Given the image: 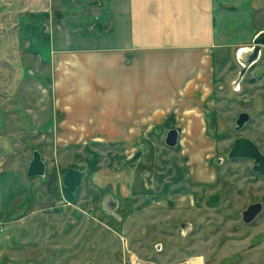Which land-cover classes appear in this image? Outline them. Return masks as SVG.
<instances>
[{"label":"rangeland","instance_id":"1","mask_svg":"<svg viewBox=\"0 0 264 264\" xmlns=\"http://www.w3.org/2000/svg\"><path fill=\"white\" fill-rule=\"evenodd\" d=\"M92 11L85 0H0V264H132L125 230L137 219L133 207L148 201L141 197L144 192L133 196L137 180H142L145 191L155 185L161 189L163 182L175 177L181 183L194 179L199 182L191 187L200 191L203 205H214L213 195L218 193L223 207L237 192L249 191L251 200H264V195L252 194L264 190V175L252 170L250 160L228 157L241 136L252 139L264 153V48L239 84L242 65L235 54L238 44L263 26L261 20L249 23L248 31L227 35L230 50L217 54L209 92L203 88V102L187 103L202 108L200 134L182 131L174 115L169 127L152 133H54L50 123L55 97L46 62L57 48L51 26L98 15ZM260 14L264 16V9ZM84 31L90 38L93 32ZM243 113L249 120L239 128ZM183 116L177 120L181 124L189 120ZM176 127L179 142L170 147L167 134ZM36 150L47 165L45 181L27 175ZM220 157L225 162L219 167L215 159ZM70 168L84 173L74 202L61 191ZM163 190H168L166 184ZM108 198L119 201L117 214L120 210L124 218L101 213ZM238 198L234 205L241 207L245 201L237 202ZM156 262L167 260L158 255Z\"/></svg>","mask_w":264,"mask_h":264},{"label":"crops","instance_id":"2","mask_svg":"<svg viewBox=\"0 0 264 264\" xmlns=\"http://www.w3.org/2000/svg\"><path fill=\"white\" fill-rule=\"evenodd\" d=\"M85 1L97 16L51 26L57 48L46 61L55 97L50 130L58 134L152 133L170 126L172 115L182 131L200 134L202 108L186 105L203 102V88L209 92L217 54L230 50L227 35L261 20L252 38L235 48L237 55L264 33V0ZM86 28L93 32L90 38ZM182 115L189 119L183 124L177 121ZM177 180L145 191L137 180L132 194L153 195L162 206L188 205L181 193L187 183Z\"/></svg>","mask_w":264,"mask_h":264},{"label":"flooded vegetation","instance_id":"3","mask_svg":"<svg viewBox=\"0 0 264 264\" xmlns=\"http://www.w3.org/2000/svg\"><path fill=\"white\" fill-rule=\"evenodd\" d=\"M231 150L228 153L231 161L250 160L252 170L264 175L254 169V160L230 158ZM224 162L223 157L215 159V165L219 167ZM168 183L169 180L166 181ZM188 183L186 192H181L187 195V199L181 195L182 203L188 202V205L167 203L162 206L150 195L146 198L151 205L133 207L137 211L134 214L137 219L130 222L129 231L125 230L132 264H142V259L143 264H160L156 262L158 255L167 260L163 264H264V200H251L249 191L237 192L232 198L228 197L229 205L223 207L219 204L218 193L213 195L216 199L214 205H203L200 191L192 189V181ZM256 193L258 195L252 192L261 198L264 190ZM236 197H239L237 202L239 199L245 201L241 207L234 205ZM170 201L174 203V199ZM108 203L100 206L102 214L112 219L124 218L123 212L119 210L120 215L117 214L118 208L111 206L110 201ZM120 237L124 240L122 234ZM128 245H132L131 250Z\"/></svg>","mask_w":264,"mask_h":264},{"label":"water","instance_id":"4","mask_svg":"<svg viewBox=\"0 0 264 264\" xmlns=\"http://www.w3.org/2000/svg\"><path fill=\"white\" fill-rule=\"evenodd\" d=\"M94 5L100 4L99 1H94ZM264 47V33H259L252 47L240 49L237 54V58L242 65V70L239 74L237 84L245 77L247 71L254 66L261 58L262 50ZM249 120V115L246 113L241 114L238 120V127L244 126ZM179 142V131L177 129H171L166 138V144L170 147H176ZM250 158L254 160L255 170L264 173V153L259 146L250 138L239 137L231 150L230 158ZM47 165L43 160L40 151L36 150L33 154V159L29 165L27 175L31 178L41 177L46 180ZM84 180V173L80 169L70 168L64 178L61 191L68 202H74L77 198V191L82 185ZM112 197V196H111ZM112 199V198H111ZM107 199L110 204H113L115 208L119 206L117 199ZM87 264H94L93 262Z\"/></svg>","mask_w":264,"mask_h":264}]
</instances>
